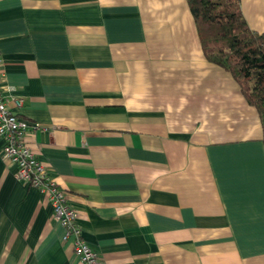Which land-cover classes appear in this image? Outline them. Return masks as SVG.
Listing matches in <instances>:
<instances>
[{
	"label": "crops",
	"instance_id": "obj_1",
	"mask_svg": "<svg viewBox=\"0 0 264 264\" xmlns=\"http://www.w3.org/2000/svg\"><path fill=\"white\" fill-rule=\"evenodd\" d=\"M240 2L264 32V0ZM0 70L104 264H264L260 115L187 0H0ZM3 146L0 264H83Z\"/></svg>",
	"mask_w": 264,
	"mask_h": 264
},
{
	"label": "trees",
	"instance_id": "obj_2",
	"mask_svg": "<svg viewBox=\"0 0 264 264\" xmlns=\"http://www.w3.org/2000/svg\"><path fill=\"white\" fill-rule=\"evenodd\" d=\"M187 2L207 60L232 74L257 108L264 133V32L251 29L240 0Z\"/></svg>",
	"mask_w": 264,
	"mask_h": 264
},
{
	"label": "built area",
	"instance_id": "obj_3",
	"mask_svg": "<svg viewBox=\"0 0 264 264\" xmlns=\"http://www.w3.org/2000/svg\"><path fill=\"white\" fill-rule=\"evenodd\" d=\"M2 82L3 74L0 70V135L4 139L2 158L17 166V175L21 181L46 194L54 206V219L65 227L64 240L72 242L73 250L82 263L104 264L101 256L82 235L77 209L69 202L66 192L50 178L47 166L38 159L27 141L28 134L39 125L20 118L15 108L9 106ZM15 105L16 108L21 107L22 101L16 99Z\"/></svg>",
	"mask_w": 264,
	"mask_h": 264
}]
</instances>
